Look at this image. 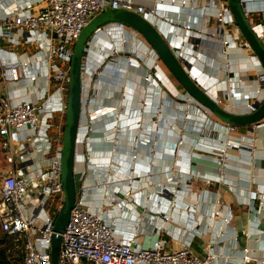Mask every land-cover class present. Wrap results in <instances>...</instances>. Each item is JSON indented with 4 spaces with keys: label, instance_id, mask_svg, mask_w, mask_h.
Instances as JSON below:
<instances>
[{
    "label": "crops",
    "instance_id": "1",
    "mask_svg": "<svg viewBox=\"0 0 264 264\" xmlns=\"http://www.w3.org/2000/svg\"><path fill=\"white\" fill-rule=\"evenodd\" d=\"M129 1L143 7L146 20L165 31L159 33L172 51L199 56L195 70L203 73L200 82L215 103L246 114L262 102L259 62L236 25L223 29L218 25L216 12L228 7V0ZM245 1L246 20L264 45V0ZM16 4L24 9L23 16L34 15L43 5L42 0H0V68L26 64L14 82L2 81L0 69V99L11 106L37 104L57 85L52 65L45 62L57 41L46 28L7 30L4 17ZM226 16L231 17L230 12ZM117 24L98 31L88 46V65L93 69L111 50L118 55L106 59L91 94L81 99L76 199L85 210L101 213L116 240L135 241L140 249L160 240L167 251L186 245L197 258L213 254L216 264H235L245 249L251 258L264 259V120L230 132L210 113H197L191 106L195 103L184 102V90L142 37L128 27L120 30ZM122 39L127 42L122 44ZM223 39L230 41L227 56L219 52ZM135 53L140 58L130 68L126 62ZM226 62L232 63L230 69ZM180 63L187 69L191 66ZM149 73L156 79L152 84L144 82ZM31 77L36 80L31 82ZM65 116L66 111L52 104L39 116L37 129L12 130L8 151L0 149L4 162L0 177L31 179L42 172L52 154L61 150ZM85 130L88 140L82 144ZM224 143L230 148L220 174L215 152ZM33 198L45 204L40 219L47 212L55 222L57 203L39 194ZM24 203L31 215V204ZM229 216L231 222L224 225ZM36 225L42 221L36 220ZM8 238V246H18L21 253L19 261L12 262L23 264L22 241L16 246ZM6 254L14 255L10 248Z\"/></svg>",
    "mask_w": 264,
    "mask_h": 264
},
{
    "label": "built area",
    "instance_id": "2",
    "mask_svg": "<svg viewBox=\"0 0 264 264\" xmlns=\"http://www.w3.org/2000/svg\"><path fill=\"white\" fill-rule=\"evenodd\" d=\"M163 1L160 0V2ZM42 3V8L31 16H23L24 9L16 4L13 10L5 15L4 24L7 30L14 27L32 32L43 28L50 30L57 41V47L53 49L48 46L49 49L51 48L49 50L51 56L48 54L45 62L52 65L51 68L55 73L57 85L53 91L45 94L37 104L23 103L11 106L6 100L0 99V149L3 152L8 151L9 142L7 138L12 130L37 129L40 124L39 116L47 113L52 104H55L61 112L66 111L70 62L74 44L93 17L106 10H124L141 15L148 20L146 10L141 6L134 5L129 0H42ZM227 12H229V8L226 6L217 10L215 15L218 25L222 29L226 25L235 26L232 16L227 18ZM151 14H155V10H152ZM117 25L120 30L127 28L121 23ZM185 29L189 30L190 26L186 25ZM157 31L161 32L158 28ZM164 33L165 31L161 32V34ZM47 41V44L51 45L49 37H47ZM126 42L125 39H122V44ZM221 42L219 52L227 56L230 41L223 39ZM173 53L180 62L186 61L191 64L188 69L186 68L187 64L185 66L187 73L206 93V85L202 84L204 82H200L203 73L195 70L198 68L195 63L200 62L199 56L195 52L184 54L180 50H175ZM117 55L116 50H111L108 56L103 58L101 64L93 69L88 65L90 57L89 49H86L81 66V99L87 98L91 94V85L101 73V68L106 59L114 58ZM252 56L255 58L254 55ZM139 58V55L135 53V57L127 61L126 65L135 68V62ZM55 59L58 60L59 64L55 63ZM25 65V63L2 65L0 68L1 80L4 82L16 81L21 66ZM224 65L226 69H230L232 63L226 62ZM35 80V77L30 78L31 82ZM155 80L150 73L144 78L146 84H152ZM257 82L260 86L258 91L261 92L263 100L264 73L258 76ZM206 84H208L207 81ZM184 96H186L183 99L186 104L195 103L191 106L195 108L197 113L204 111L194 100L187 95ZM234 129V127L229 126L230 132H233ZM87 135L88 130H85L82 144L87 142ZM229 148V144L224 143L216 149L215 161L219 166L220 174L227 165L226 159ZM6 160L11 162L10 157ZM218 179L220 182L221 177ZM36 194L49 199L51 203H57L58 208L61 207L64 201L61 180V150L52 154L48 166L36 177L26 179L22 176L10 175L3 179L0 187V226L5 234L12 237L11 240L14 245L17 246V242L22 241V263L51 264L50 239L53 235L54 217L45 212L40 219L39 214L44 210L45 204L35 198L32 199ZM25 200L31 204V215L25 211ZM36 220H41L42 225L37 226ZM230 222L231 216L223 220L224 225ZM164 223L166 222L164 221ZM60 236L59 264H216V257L213 254H208L203 259L197 258L191 254L186 245H182L177 250L167 251L160 240L153 242L148 249H140L135 241L120 242L116 240L110 225L103 220L101 213L85 210L81 201L77 199ZM219 236L223 237L221 233ZM251 263L264 264V259L251 258L248 250L245 249L243 256L235 264Z\"/></svg>",
    "mask_w": 264,
    "mask_h": 264
},
{
    "label": "water",
    "instance_id": "3",
    "mask_svg": "<svg viewBox=\"0 0 264 264\" xmlns=\"http://www.w3.org/2000/svg\"><path fill=\"white\" fill-rule=\"evenodd\" d=\"M247 3L245 0H228V8L236 27L264 73V45L252 31L246 20ZM113 23L124 24L138 33L184 90L185 95L194 100L205 112L216 117L222 124L241 127L253 125L264 120V98L254 110L246 114L229 112L215 103L191 79L185 67L177 60L161 34L143 16L124 10H108L93 17L75 42L70 62L64 135L61 147V180L64 201L55 219L53 235L50 239L51 264H59L60 235L69 220L70 211L77 197L74 167L81 107L80 77L84 53L93 36L106 25Z\"/></svg>",
    "mask_w": 264,
    "mask_h": 264
},
{
    "label": "rangeland",
    "instance_id": "4",
    "mask_svg": "<svg viewBox=\"0 0 264 264\" xmlns=\"http://www.w3.org/2000/svg\"><path fill=\"white\" fill-rule=\"evenodd\" d=\"M127 67V66H126ZM125 67V68H126ZM2 154L1 153V150H0V167L2 165H4V162L2 161L3 157H2ZM1 169V168H0ZM2 182H3V179L0 177V186L2 185ZM9 238H8V235L5 234L2 229H1V226H0V252L5 249L7 251V249L9 250V248L11 249V254H17V257H20L21 256V253H20V250L18 249V246L17 247H9L8 246V243H9ZM20 244V241L17 242V245Z\"/></svg>",
    "mask_w": 264,
    "mask_h": 264
},
{
    "label": "trees",
    "instance_id": "5",
    "mask_svg": "<svg viewBox=\"0 0 264 264\" xmlns=\"http://www.w3.org/2000/svg\"><path fill=\"white\" fill-rule=\"evenodd\" d=\"M12 247V246H10ZM17 256L14 255H7L6 254V250L3 249L1 252H0V264H16L12 261H19Z\"/></svg>",
    "mask_w": 264,
    "mask_h": 264
}]
</instances>
